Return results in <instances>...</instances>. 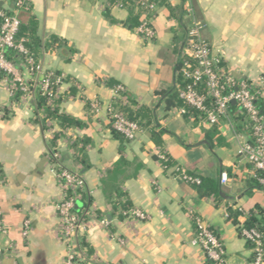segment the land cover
Segmentation results:
<instances>
[{
  "label": "crops",
  "instance_id": "0c3cea01",
  "mask_svg": "<svg viewBox=\"0 0 264 264\" xmlns=\"http://www.w3.org/2000/svg\"><path fill=\"white\" fill-rule=\"evenodd\" d=\"M0 2L10 8L13 0ZM26 2L21 19L34 18L39 40L33 52L45 68L64 76L49 104L82 125L61 126L46 116L36 96H12L0 80V216L5 229L0 264H66L70 252L72 264H249L252 250L239 226L250 211L264 216V184L237 155L250 138L247 124L237 116V106L235 114L229 108L228 118L213 126L192 110L182 113V105L166 107L167 94L177 88L190 23L183 0L157 5L150 40L127 26L137 8L120 0ZM192 5L221 65L245 80L264 103V0H192ZM51 38L60 45L45 46ZM117 85L128 99L115 91ZM119 103L149 112L133 139L114 137L111 130L107 108L119 109ZM52 152L62 166L84 178L77 199L81 206L75 210L87 227L75 241L60 234L55 205L64 189ZM158 152L166 154L167 162L158 159ZM177 168L214 180L217 193L200 196ZM221 172L229 178L226 183L220 182ZM118 190L124 196L116 195ZM110 199L127 200L129 209L147 218L121 214ZM87 211L92 215L85 216ZM195 216L221 241V262L210 260L193 242Z\"/></svg>",
  "mask_w": 264,
  "mask_h": 264
},
{
  "label": "built area",
  "instance_id": "2783aa9c",
  "mask_svg": "<svg viewBox=\"0 0 264 264\" xmlns=\"http://www.w3.org/2000/svg\"><path fill=\"white\" fill-rule=\"evenodd\" d=\"M141 12L140 24L134 29L142 40H150L155 36L151 25L158 0H134ZM190 23L186 28L184 41L181 46L180 60L176 74L180 76L177 83L178 98L184 106L182 113L191 109L207 124L218 125L229 116V104L232 100L237 104V110L245 114L250 129V138L242 142L237 149V155L245 159L253 168L254 176L264 184V178L257 174H264V114L256 105L257 94L243 79H237L221 65L220 56L212 49L209 42L203 37L204 22L195 15L192 0H183ZM26 0H13L10 8L0 6V80L4 82L10 95H18L21 99H30L37 94L43 96L48 104L55 98L58 85L64 76L54 70L45 68L36 56L25 45V38H17L21 24L20 11H27ZM7 50L17 54L15 59H9ZM115 91H123L117 85ZM99 104H92L93 110L98 112ZM110 125L126 139H133L139 131L137 121L130 120L115 106L107 108ZM158 159L167 162L168 158L163 152L157 153ZM56 175L64 189V197L56 203L59 218V230L66 241H75L79 232L87 227L84 216L75 210V202L79 191L84 187V178L59 163L56 152L50 154ZM183 181L190 184H199L200 179L192 174L177 168ZM229 180L226 172H221L220 182ZM127 217L146 219L147 214L135 208L123 212ZM1 215V213H0ZM85 216L92 215L87 211ZM102 223L106 220L102 219ZM195 234L193 242L199 245L206 256L215 262H221L224 248L221 241L202 218L193 217ZM28 229V222H24ZM241 236L250 244L252 259L249 264H264V235L254 228L239 226ZM5 234L0 216V237ZM74 253L70 252L66 264H72Z\"/></svg>",
  "mask_w": 264,
  "mask_h": 264
},
{
  "label": "trees",
  "instance_id": "16d2710c",
  "mask_svg": "<svg viewBox=\"0 0 264 264\" xmlns=\"http://www.w3.org/2000/svg\"><path fill=\"white\" fill-rule=\"evenodd\" d=\"M120 1L123 3V5L130 6V9H133L135 7L137 8L136 14L134 15L130 14V17L126 21L128 27L135 28L138 24H140V20H141V16H140L141 10L139 6L136 4L134 0H120ZM161 3H162V0L157 1V4H161ZM22 12L24 13V11ZM35 29H36V21L34 20V18H31L30 16H28L25 22L21 20L19 31L17 33V38L19 37L25 38V45L31 51L33 50L36 51L37 47L39 46V40L37 39L35 35ZM57 41H58L57 39L51 38L50 43L49 42L45 43V46L52 47L55 45L57 46L60 45V42H57ZM16 55L17 54L15 53V51L7 50V56L9 59L14 60ZM176 82L177 83L180 82V76L177 74H176ZM120 93H122L128 99V94L126 92L122 91ZM157 93H160V95L165 94L164 91H160ZM36 98H37L38 106L44 109L46 116H50V117L57 119L61 126L65 127V126H71V125H76V126L82 125V123L79 120L67 114L58 112V110L55 107H51L50 104H48L47 100L43 96L37 94ZM165 103H166L167 108H170L172 106H179V105L184 106L182 101L178 98L177 88L174 89L171 93L167 94L165 98ZM255 103L258 106L260 112L264 114V103H262L258 98H256ZM119 105H120V108L118 110L122 111L126 115V117L129 118L130 120L137 121L139 117V120H140V122L138 123L139 126L141 125V122H142L141 119L145 117L147 114H149L148 110L146 109L145 110L147 111V113H143V111H139V110L134 112L132 110H128V108H126L127 106L125 107L123 103L122 104L119 103ZM236 106H237L236 103L229 104L231 114L233 113L235 114ZM237 116L247 124V128L249 129V122H248L246 115L239 113L237 114ZM111 130L113 132L114 137H120L122 135L121 133L113 129L112 127H111ZM195 185L197 186V191L200 196L217 193V184L214 180H211V179L200 180V183L195 184ZM116 195H118L119 197L124 196L123 192L119 190L116 193ZM111 202L113 203V208L119 210V212L121 211V214H123L124 211L129 209V203L127 200H118V201L111 200ZM257 212H261V210L258 209ZM233 215H236V213ZM229 216L231 215L229 214ZM244 226L246 228H254L262 232V234L264 235V216L257 217L255 214V211H250L244 222Z\"/></svg>",
  "mask_w": 264,
  "mask_h": 264
},
{
  "label": "water",
  "instance_id": "95a60500",
  "mask_svg": "<svg viewBox=\"0 0 264 264\" xmlns=\"http://www.w3.org/2000/svg\"><path fill=\"white\" fill-rule=\"evenodd\" d=\"M2 4V2H0V5ZM23 12L22 11H20L19 12V18H20V20H22L21 19V14H22ZM184 41V40H183ZM231 103H234V100H232L231 101ZM81 206V202L79 201V200H77L76 202H75V209L77 210L79 207Z\"/></svg>",
  "mask_w": 264,
  "mask_h": 264
}]
</instances>
